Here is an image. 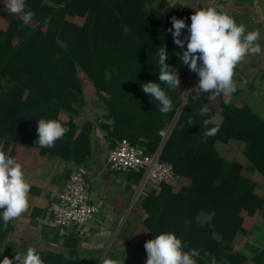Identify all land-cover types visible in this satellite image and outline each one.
<instances>
[{
    "label": "trees",
    "instance_id": "obj_1",
    "mask_svg": "<svg viewBox=\"0 0 264 264\" xmlns=\"http://www.w3.org/2000/svg\"><path fill=\"white\" fill-rule=\"evenodd\" d=\"M26 6L35 13L29 24L10 15L0 0V33L9 50L0 65L3 150L19 163L43 165L56 157L75 162L78 169L90 151L94 128L82 121L80 109L95 104L107 112L101 125L114 144L128 140L149 154L157 152L163 142L160 132L176 116L192 75L173 54L185 47L179 48L168 31L171 18L188 25L192 14L167 0H26ZM187 35L185 28L181 39ZM161 46L180 77L177 90L161 85L173 102L167 114L141 88L149 81L160 83L156 53ZM216 98L222 101L224 119L208 125L219 131L206 141L202 122L215 115L209 94L200 93L195 102L190 98L182 110L161 159L173 164L187 186L179 193L167 188L163 205L153 194L146 199V225L151 239L172 232L185 242V251L199 250L197 264H212L213 257L216 264H264V250L250 255L236 249L264 215V193L244 174L249 164L264 177V120L248 107L239 109L221 95ZM203 106L210 109L208 116L199 115ZM41 118L59 120L69 129L53 148L35 143ZM231 142L240 143L246 163L221 156L218 146ZM203 214L212 215L211 222H202ZM42 259L45 264H80L64 262L58 254Z\"/></svg>",
    "mask_w": 264,
    "mask_h": 264
},
{
    "label": "crops",
    "instance_id": "obj_2",
    "mask_svg": "<svg viewBox=\"0 0 264 264\" xmlns=\"http://www.w3.org/2000/svg\"><path fill=\"white\" fill-rule=\"evenodd\" d=\"M171 4L182 5L189 13L201 8H208L215 0H167ZM259 0H237L234 4V19L242 23L248 31L260 30L264 46V26L260 19ZM189 35V33H188ZM187 35V36H188ZM20 37L14 42L19 44ZM6 36L0 33V65L7 59L9 50L5 48ZM187 41H185V50ZM235 71L234 80L237 91L230 97L221 94L222 99L239 109L246 107L260 119L264 120V52L250 55L241 62ZM192 72V71H191ZM198 74L193 73L188 81L193 88L198 83ZM192 88V89H193ZM200 93H191L193 102ZM221 99H210L209 105L215 110L214 123L223 122ZM106 110L101 105L87 104L80 109L81 119L92 123L90 133V151L84 154L82 167L87 170V183L91 193V203L99 208V214L83 232L70 230L63 234L60 229L42 223L48 206L55 201L65 188L70 175L77 168L72 161L50 157L43 165L31 162L21 163L25 178L31 185L29 193V210L19 218L4 225L0 220V260L5 256L13 258L33 247L41 258L52 254L62 255L64 262L80 264H100L101 258L118 260L120 264H146V241L151 239L146 220L149 215L144 209V202H133L135 191L140 182L138 174L117 173L108 166V154L116 145L107 129L102 127ZM108 123H112L109 121ZM218 150L228 161L246 163L240 143L219 145ZM241 158L244 161L240 160ZM244 174L257 183V191L264 193V177L252 166L246 165ZM185 186L184 180L175 185L152 186V194L161 197L162 205L166 189L179 193ZM165 189V192L163 191ZM200 220L209 223L212 215L203 214ZM245 246L240 248L242 242ZM236 249L250 255L264 250V215L251 234L241 237Z\"/></svg>",
    "mask_w": 264,
    "mask_h": 264
},
{
    "label": "clouds",
    "instance_id": "obj_3",
    "mask_svg": "<svg viewBox=\"0 0 264 264\" xmlns=\"http://www.w3.org/2000/svg\"><path fill=\"white\" fill-rule=\"evenodd\" d=\"M10 15H19L24 24H29L35 13L27 8L26 0H3ZM191 24L186 25L184 19L171 18V32L174 43L186 50L174 52L181 63L193 73L198 74L199 80L195 88L184 91L185 96L190 93H207L209 98L223 94L230 97L237 91L234 80L236 67L250 55H259L264 52L260 30L248 31L242 23L236 20L223 9L215 7L201 8L190 16ZM187 28L189 35L181 39L182 30ZM160 83H142L141 88L146 95L159 102V111L167 114L173 109V102L165 88L177 90L180 77L177 69L170 66L167 49L161 46L157 49ZM225 99V103H229ZM210 109L203 106L199 115L208 116ZM214 117L204 119L202 126L205 131V141L208 137L217 135L219 127L208 125L213 123ZM187 124L191 127L192 117ZM69 129L55 119H38L37 135L35 141L41 148H53L57 140L63 138ZM31 185L25 178L21 163L8 155L0 145V220L4 225L19 218L29 210V193ZM186 244L172 232H162L153 239L145 242L147 253L146 264H197L200 251L189 249L185 251ZM0 264H45L40 254L33 247L27 248L23 254H16L13 258L5 256ZM100 264H120L118 260L101 258ZM212 264L216 260L212 258Z\"/></svg>",
    "mask_w": 264,
    "mask_h": 264
},
{
    "label": "built area",
    "instance_id": "obj_4",
    "mask_svg": "<svg viewBox=\"0 0 264 264\" xmlns=\"http://www.w3.org/2000/svg\"><path fill=\"white\" fill-rule=\"evenodd\" d=\"M237 0H215L209 7L218 10L223 9L230 14ZM191 24V20L188 25ZM193 88V83L189 84L184 91ZM182 93V105L178 109L176 116L170 125L160 132L163 138L160 149L152 154L146 152L142 147L131 144L128 140H122L110 150L108 154V166L117 173H134L140 176V182L135 191L133 202L141 203L152 195V186L175 185L182 179L176 173L172 163L164 162L161 154L165 143L169 140L180 114L191 93L185 96ZM87 170L79 167L72 172L67 185L48 208L42 223L55 227L66 234L70 230L83 232L89 224L95 220L99 214V208L91 203V193L87 183Z\"/></svg>",
    "mask_w": 264,
    "mask_h": 264
},
{
    "label": "rangeland",
    "instance_id": "obj_5",
    "mask_svg": "<svg viewBox=\"0 0 264 264\" xmlns=\"http://www.w3.org/2000/svg\"><path fill=\"white\" fill-rule=\"evenodd\" d=\"M261 5H260V12H258V15H260V19L261 21H263V26H264V0H259ZM192 84V81L190 82ZM189 83V84H190ZM240 160L244 161L243 158H241ZM245 241L242 242V244L240 245V248H243L245 246Z\"/></svg>",
    "mask_w": 264,
    "mask_h": 264
}]
</instances>
